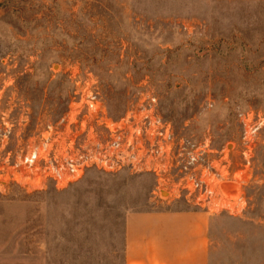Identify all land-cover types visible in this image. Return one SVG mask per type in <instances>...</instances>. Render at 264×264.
Here are the masks:
<instances>
[{
    "label": "rangeland",
    "instance_id": "374dc122",
    "mask_svg": "<svg viewBox=\"0 0 264 264\" xmlns=\"http://www.w3.org/2000/svg\"><path fill=\"white\" fill-rule=\"evenodd\" d=\"M77 70L114 116L150 92L178 136L211 137L246 204L212 213L209 264H264V0H0V111L28 130L55 121ZM245 112L262 124L246 169ZM170 190L94 170L63 189L0 186V264H125L128 213L189 208Z\"/></svg>",
    "mask_w": 264,
    "mask_h": 264
},
{
    "label": "built area",
    "instance_id": "2783aa9c",
    "mask_svg": "<svg viewBox=\"0 0 264 264\" xmlns=\"http://www.w3.org/2000/svg\"><path fill=\"white\" fill-rule=\"evenodd\" d=\"M71 79V102L55 121L28 130L27 114L11 118L6 110L0 111V186L40 191L51 183L63 189L89 171L129 172L153 175L160 189L171 188L195 209L210 213L244 209L241 189L233 193L226 187L237 181L230 180L227 155L222 164L212 159L210 136L199 143L178 136L150 92L142 93L124 114L114 116L94 76L77 70ZM239 119L246 169L254 160L262 124L252 112L240 113Z\"/></svg>",
    "mask_w": 264,
    "mask_h": 264
},
{
    "label": "crops",
    "instance_id": "0c3cea01",
    "mask_svg": "<svg viewBox=\"0 0 264 264\" xmlns=\"http://www.w3.org/2000/svg\"><path fill=\"white\" fill-rule=\"evenodd\" d=\"M211 216L191 205L128 213L125 264H209Z\"/></svg>",
    "mask_w": 264,
    "mask_h": 264
},
{
    "label": "bare ground",
    "instance_id": "6f19581e",
    "mask_svg": "<svg viewBox=\"0 0 264 264\" xmlns=\"http://www.w3.org/2000/svg\"><path fill=\"white\" fill-rule=\"evenodd\" d=\"M231 186L233 189L237 187L236 184H226V187Z\"/></svg>",
    "mask_w": 264,
    "mask_h": 264
}]
</instances>
